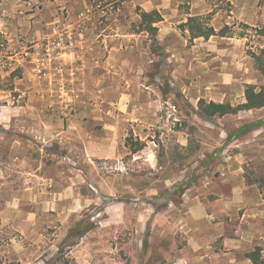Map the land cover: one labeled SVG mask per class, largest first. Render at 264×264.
Instances as JSON below:
<instances>
[{"label":"rangeland","instance_id":"rangeland-1","mask_svg":"<svg viewBox=\"0 0 264 264\" xmlns=\"http://www.w3.org/2000/svg\"><path fill=\"white\" fill-rule=\"evenodd\" d=\"M69 1L0 0V264H246L254 249L237 253L223 239L190 252L188 227L209 235L194 199L212 203L210 184L233 163L249 184L264 186V126L228 142L264 122V108L211 121L198 115L200 100L236 107L248 86H263L253 54L264 47V0H80L87 10L79 16L61 10ZM153 11L163 22L156 37L143 38L161 109L143 139L127 125L117 156L85 160L65 143L32 138L36 120L63 130L71 119L73 92L54 62L60 39L71 41L67 24L141 33V14ZM190 17L217 31L228 26L231 36L191 42L181 29ZM238 224L225 223L224 234L235 237Z\"/></svg>","mask_w":264,"mask_h":264},{"label":"crops","instance_id":"crops-1","mask_svg":"<svg viewBox=\"0 0 264 264\" xmlns=\"http://www.w3.org/2000/svg\"><path fill=\"white\" fill-rule=\"evenodd\" d=\"M79 1L70 0L61 10L66 9L74 16L83 15L87 9ZM79 23L67 24L73 28L69 36L71 45H67L54 61L60 78L69 82L68 93L73 92L72 104L66 106L71 116L68 127L62 124L63 130H59L61 122H52L54 126H49L46 121L36 120V127L30 135L37 140L65 143L68 153L78 152L80 159H108L118 155L114 146L119 141L120 131L127 125L131 124L136 135L143 139L142 132L157 123L161 103L157 91L147 83L155 56L143 38L145 31L132 33L119 30V26L115 30L117 25L114 24L109 27L92 21ZM85 126L93 127L96 134ZM244 173L242 166L233 163L229 170H224L219 182L210 184L212 203L211 198H202L201 195L194 199L211 232L204 236L199 234L203 230L199 225L188 227L194 234L188 240L190 252L199 256L203 248L219 239L237 253H248L245 246L254 250L264 248V186L249 184ZM233 221H239L237 234L235 237L226 236L225 223ZM245 263L253 264L248 258Z\"/></svg>","mask_w":264,"mask_h":264},{"label":"trees","instance_id":"trees-1","mask_svg":"<svg viewBox=\"0 0 264 264\" xmlns=\"http://www.w3.org/2000/svg\"><path fill=\"white\" fill-rule=\"evenodd\" d=\"M194 1V0H189ZM141 25L142 31L150 33L152 37H156L159 29L156 27L157 24L163 21V16L158 11L153 12H143L141 14ZM181 29L188 32L190 35L191 42L197 39L210 40L212 37H229L231 36L230 28L226 26L225 28L217 31L213 26H209L204 23L201 17H190L188 21L182 24ZM264 34V32H262ZM253 58L255 61V66L263 76L264 81V47L260 49L259 53H254ZM246 103L233 106L231 104H221L215 102H207L201 100L199 102L198 115L200 118L211 121L214 118H222L228 115H237L241 111H250L264 108V84L258 88L256 86H248L246 89ZM264 126V122L259 125L248 124L238 129L236 132L229 134L228 142H232L235 139L241 137L245 132L254 130ZM137 147L132 146V152L137 153L142 150L143 144H137ZM247 258L252 261L253 264H264V249L256 248L254 251L247 254Z\"/></svg>","mask_w":264,"mask_h":264},{"label":"built area","instance_id":"built-area-1","mask_svg":"<svg viewBox=\"0 0 264 264\" xmlns=\"http://www.w3.org/2000/svg\"><path fill=\"white\" fill-rule=\"evenodd\" d=\"M97 0H94V2H96ZM58 48L60 50L59 56L61 55L62 51L64 50V48L67 46L65 43L64 39H60V42L57 44ZM71 45V42L68 43V46Z\"/></svg>","mask_w":264,"mask_h":264}]
</instances>
